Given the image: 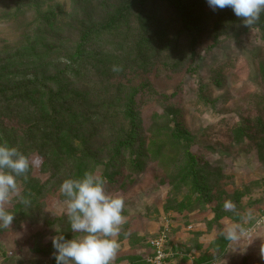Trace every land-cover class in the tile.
Listing matches in <instances>:
<instances>
[{"label":"rangeland","instance_id":"rangeland-1","mask_svg":"<svg viewBox=\"0 0 264 264\" xmlns=\"http://www.w3.org/2000/svg\"><path fill=\"white\" fill-rule=\"evenodd\" d=\"M175 1L183 15L160 0H42L32 9L7 1L0 5L3 68L29 73L46 51L70 58L69 43L98 25L88 47L96 58L88 62L94 81L81 76L74 105L87 99L89 116L106 124L94 144L101 163L131 126L140 135L132 155H141L138 172L120 169L107 188L123 197L127 218L114 264H151L150 242L166 231L173 254L166 264H264V13L246 26L230 7ZM110 21L116 26L101 30ZM56 126L49 124L45 137ZM39 149L21 151L32 155L36 188L18 181L5 205L15 217L0 228V264H55L52 237L84 235L71 231L59 189L66 179L100 177L104 169L86 167L74 177L62 158L42 165ZM227 200L234 211L224 210ZM237 225L249 235L233 244L223 232Z\"/></svg>","mask_w":264,"mask_h":264},{"label":"trees","instance_id":"trees-1","mask_svg":"<svg viewBox=\"0 0 264 264\" xmlns=\"http://www.w3.org/2000/svg\"><path fill=\"white\" fill-rule=\"evenodd\" d=\"M7 1L32 9L34 6L40 8L42 0H0V5ZM160 1L176 7L182 15L183 11L186 12L175 0ZM224 11L227 12V9ZM183 18L185 19L184 16ZM114 25L116 26V22L110 21L103 25L101 30L113 29ZM46 26L52 29L51 24ZM97 26L84 33L80 39L69 43L73 51L70 58L62 60L55 58L56 50L38 53L37 59L41 68L32 67L29 73L22 74L4 69V63L0 59V144L15 147L20 152L24 149L26 154H32V150L41 148L37 155L42 165L52 158L60 163L59 158H62L63 166L69 163L73 166L71 169L76 171L73 173L74 177L85 173L86 167L92 170L96 166L99 168L102 166L104 173H101L100 177L105 181V190L108 193L109 185L118 181L120 169L125 172L129 170L138 172L141 155L138 158H132V155L140 135L138 128L131 126L128 136L117 143L112 157L101 163L98 161L100 154L98 145L94 144L103 135V127L106 124H97L89 116L87 99L85 103L74 105L77 103L75 88H80L86 80L81 76L94 81L89 75L88 62L96 58L92 51H88V47L93 43V36L100 31ZM66 98H69L68 101ZM133 99L134 97L130 99L127 107L129 117H132L134 109ZM79 110H82L81 113ZM51 123L57 124L56 134H52L49 139L45 137V131ZM20 124L23 126L18 130ZM40 136L44 141L38 139ZM37 142L41 144L38 145ZM31 156L28 157L29 160ZM30 168L31 165L27 174L19 177L18 181H28V185L34 189L36 185L34 186V181L30 177ZM110 170L113 172L110 173ZM39 188L45 190V187ZM26 192L28 194L30 192L28 187ZM168 246H171L174 252L176 247L170 243Z\"/></svg>","mask_w":264,"mask_h":264},{"label":"clouds","instance_id":"clouds-1","mask_svg":"<svg viewBox=\"0 0 264 264\" xmlns=\"http://www.w3.org/2000/svg\"><path fill=\"white\" fill-rule=\"evenodd\" d=\"M212 10L230 7L251 26L264 13V0H206ZM113 71H120L113 67ZM30 167L29 158L15 147L0 144V228L12 225L14 215L5 209L10 197L18 192V178L25 176ZM67 208V218L73 233H83L79 238L66 239L60 234L52 237L53 258L56 264H114L120 250L116 239L126 222L123 212L125 201L121 196L105 190L103 178L86 172L83 178L66 179L60 186ZM225 211H234L235 204L227 200ZM249 235L242 226H233L223 232L224 239L238 244ZM264 257V244L260 247Z\"/></svg>","mask_w":264,"mask_h":264},{"label":"built area","instance_id":"built-area-1","mask_svg":"<svg viewBox=\"0 0 264 264\" xmlns=\"http://www.w3.org/2000/svg\"><path fill=\"white\" fill-rule=\"evenodd\" d=\"M151 247L154 250V257L149 259L151 264H166L168 263V259H170L173 254L168 251L167 243H168V235L167 231L162 232L159 237L153 239L151 242ZM129 264V263H125Z\"/></svg>","mask_w":264,"mask_h":264}]
</instances>
